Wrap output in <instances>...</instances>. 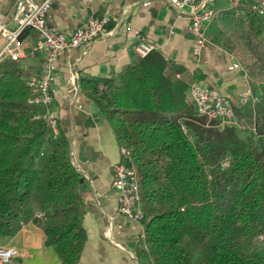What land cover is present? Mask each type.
I'll return each instance as SVG.
<instances>
[{"label":"trees","instance_id":"16d2710c","mask_svg":"<svg viewBox=\"0 0 264 264\" xmlns=\"http://www.w3.org/2000/svg\"><path fill=\"white\" fill-rule=\"evenodd\" d=\"M88 81L139 176L140 256L149 264H264V128L243 135L201 119L156 50L115 77ZM30 94L21 69L0 63V234L36 220L62 263L77 264L85 209L70 142L34 117Z\"/></svg>","mask_w":264,"mask_h":264},{"label":"crops","instance_id":"0c3cea01","mask_svg":"<svg viewBox=\"0 0 264 264\" xmlns=\"http://www.w3.org/2000/svg\"><path fill=\"white\" fill-rule=\"evenodd\" d=\"M198 1L215 10L205 39L191 32L188 8L179 11L165 0H57L48 12V22L68 36L92 17L109 18L107 31L90 45L71 47L60 56L52 83V108L59 112L60 132L70 142L85 209L84 247L77 264H149L140 256L143 222L118 210L113 181L114 165L124 159L122 145L88 81L89 77H115L135 62L140 57L134 48L137 34L151 41L154 50L165 57L167 74L182 84L186 107L197 116L189 94L193 82L214 87L231 98L236 129L242 128L244 120H252L247 131L264 128V13L251 8L255 2L264 8V0H242L236 6L230 0ZM14 7L15 0H0V11L8 15L10 26L14 25ZM37 36L34 30L23 35L30 43ZM4 44L5 39L0 40V51ZM43 58L39 54L0 63L16 65L27 83ZM246 85L259 101L240 100ZM46 238L38 222L29 220L14 235L0 234V244L19 250L12 264H63Z\"/></svg>","mask_w":264,"mask_h":264},{"label":"built area","instance_id":"2783aa9c","mask_svg":"<svg viewBox=\"0 0 264 264\" xmlns=\"http://www.w3.org/2000/svg\"><path fill=\"white\" fill-rule=\"evenodd\" d=\"M57 0H15V7L11 16L14 25L10 26L8 15L0 11V40L5 39V44L0 51V62L5 59L21 60L25 57H35L43 54L44 58L39 70L27 78V85L31 90L28 103L35 108V118L47 120L51 136L57 137L60 132V114L52 108L54 101V70L60 56L71 47L88 46L100 35L107 31L108 16L92 17L86 25L78 26L71 35L59 31L48 22L47 15ZM170 5L183 11H190L191 32L205 39V29L214 18L215 10L198 0H165ZM242 0H230L233 5H239ZM148 3L151 0H147ZM253 11L263 14L264 8L259 3H252ZM28 30H34L38 36L34 42H28L23 37ZM135 51L140 57H144L155 49V45L142 34H137ZM239 67V63H234ZM189 94L199 115L210 119L216 126L232 125L237 123L235 108L232 100L218 89L204 85L201 82H193ZM242 102H257L259 97L253 93L251 86L246 85L240 92ZM264 144V136H263ZM124 159L114 165L113 185L118 191V210L131 219L141 221L145 217V211L141 202V190L139 176L134 166L126 162L130 158L127 147H121ZM230 163V157H225L222 166ZM36 218H46L45 211L35 213ZM143 236V235H142ZM19 255V250L10 245L0 244V264H12Z\"/></svg>","mask_w":264,"mask_h":264},{"label":"rangeland","instance_id":"374dc122","mask_svg":"<svg viewBox=\"0 0 264 264\" xmlns=\"http://www.w3.org/2000/svg\"><path fill=\"white\" fill-rule=\"evenodd\" d=\"M201 119L205 120L206 122H210L211 120L208 119L205 116H200ZM252 127V120H244L242 122V128L240 130H243L244 134L247 135V130ZM240 128V127H239Z\"/></svg>","mask_w":264,"mask_h":264}]
</instances>
